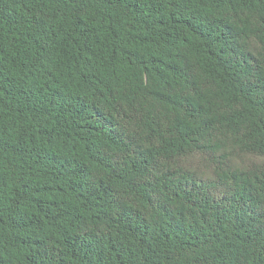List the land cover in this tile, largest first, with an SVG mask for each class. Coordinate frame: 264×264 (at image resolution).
Returning a JSON list of instances; mask_svg holds the SVG:
<instances>
[{"label": "trees", "instance_id": "trees-1", "mask_svg": "<svg viewBox=\"0 0 264 264\" xmlns=\"http://www.w3.org/2000/svg\"><path fill=\"white\" fill-rule=\"evenodd\" d=\"M0 264H264V0H0Z\"/></svg>", "mask_w": 264, "mask_h": 264}, {"label": "rangeland", "instance_id": "rangeland-1", "mask_svg": "<svg viewBox=\"0 0 264 264\" xmlns=\"http://www.w3.org/2000/svg\"><path fill=\"white\" fill-rule=\"evenodd\" d=\"M200 167V166H199Z\"/></svg>", "mask_w": 264, "mask_h": 264}]
</instances>
